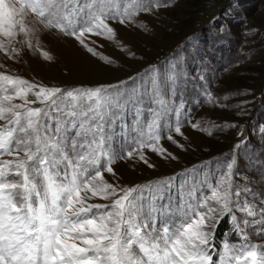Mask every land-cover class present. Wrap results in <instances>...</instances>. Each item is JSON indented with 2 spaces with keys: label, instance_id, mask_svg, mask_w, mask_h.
Here are the masks:
<instances>
[{
  "label": "snow or ice",
  "instance_id": "snow-or-ice-1",
  "mask_svg": "<svg viewBox=\"0 0 264 264\" xmlns=\"http://www.w3.org/2000/svg\"><path fill=\"white\" fill-rule=\"evenodd\" d=\"M173 6L172 0H0V55L13 63L28 53L55 62L42 46L51 35L112 65L99 51L104 42L134 55L117 26L147 32L140 18ZM0 69V264H264V245L251 242L253 235L264 238V178L254 187L257 178L238 171L246 137L215 170L204 162L131 186L115 170L118 162L135 161L154 168L149 154L178 160L162 140L183 150L177 137L186 139L185 126L212 135L187 118L181 64L163 74L152 67L131 89L123 87L127 81L46 85L6 64ZM203 96L216 103L210 91ZM226 217L238 243L224 242L217 253L212 241Z\"/></svg>",
  "mask_w": 264,
  "mask_h": 264
},
{
  "label": "rangeland",
  "instance_id": "rangeland-1",
  "mask_svg": "<svg viewBox=\"0 0 264 264\" xmlns=\"http://www.w3.org/2000/svg\"><path fill=\"white\" fill-rule=\"evenodd\" d=\"M172 3L173 7L161 9L156 16L140 18L147 22V32L117 26L118 39L134 55L104 42L99 51L114 61L112 65L91 57L70 38L51 35L43 37L42 46L55 56V62H45L38 54L28 53L19 63L0 55V63L13 74L46 85L95 87L127 81L123 87L129 89L136 87L150 68L163 74L171 64L179 63L186 73L179 98L185 102L187 118L201 128L212 129V135L185 126L182 131L186 139L177 137L183 150L162 140L178 160L149 154L154 168L139 161L118 162L114 167L121 182L129 186L144 184L204 162H208L206 170H215L217 162L230 158L234 145L246 137V147L237 154L238 171L257 178L254 187H258L264 178V135L260 133V126H264V0H239V7L234 0ZM129 77L136 78V82L129 81ZM205 90L216 98L215 104L206 102ZM241 105L243 114L238 115ZM116 131H120L119 127ZM241 131L243 137L238 136ZM224 242L238 243L227 217L218 225L212 241L217 253ZM251 242L264 245V238L253 235Z\"/></svg>",
  "mask_w": 264,
  "mask_h": 264
}]
</instances>
